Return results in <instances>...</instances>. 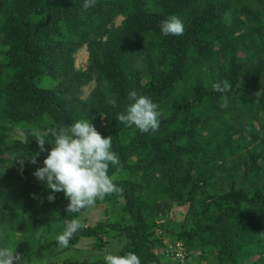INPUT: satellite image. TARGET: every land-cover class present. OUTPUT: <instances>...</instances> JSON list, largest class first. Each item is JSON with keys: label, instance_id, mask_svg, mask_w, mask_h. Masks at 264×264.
I'll list each match as a JSON object with an SVG mask.
<instances>
[{"label": "trees", "instance_id": "1", "mask_svg": "<svg viewBox=\"0 0 264 264\" xmlns=\"http://www.w3.org/2000/svg\"><path fill=\"white\" fill-rule=\"evenodd\" d=\"M83 2L0 0V247L19 264H105L62 256L82 238L102 249L115 237L125 241L121 256L171 264L170 252L155 251L157 222L186 204L167 247L180 241L192 264H264V0H97L86 11ZM171 15L183 35L161 34ZM223 81L231 89L214 91ZM131 90L158 105L157 131L117 119ZM78 119L112 137L120 164L108 175L123 191L95 201L118 207L114 218L81 222L60 248L56 236L81 211L62 208L63 192L48 201L51 190L35 179L47 151L35 164L25 158L22 171L16 158Z\"/></svg>", "mask_w": 264, "mask_h": 264}, {"label": "clouds", "instance_id": "2", "mask_svg": "<svg viewBox=\"0 0 264 264\" xmlns=\"http://www.w3.org/2000/svg\"><path fill=\"white\" fill-rule=\"evenodd\" d=\"M97 0H84L82 7L86 11L94 7ZM163 36H181L184 34L185 26L183 21L171 15L162 20L159 24ZM228 81L214 83L212 88L219 93H226L231 89ZM128 104L126 111L120 113L117 119L126 126H135L142 133L155 132L160 127L159 117L161 113L157 110L158 105L150 97L140 95L135 90L128 93ZM112 107L117 106V101L112 98L108 101ZM219 107L227 108L228 99L222 97ZM51 135L52 141L45 139ZM25 143L28 141L25 139ZM39 152L32 155L20 154L16 160L21 166L24 159L29 163H36V156L40 152L47 151L43 160V166L33 172L34 177L45 182L46 188L51 192L47 195L48 201L55 199L54 193L63 192L68 200L66 210L79 212L91 206L95 201L103 199L106 195L120 193L122 188L118 187L109 177L110 166L120 164L117 154L112 151V137L102 136L87 119H78L69 126L47 129L41 136L36 138ZM51 147L46 149L45 144ZM82 227L78 219L69 221L65 230L56 236L60 248H66L74 234ZM179 245L182 252L186 251L180 241H174L166 248V253ZM185 257V256H184ZM21 255L14 253V249L0 247V264H19ZM105 264H141L140 258L133 252L126 255L107 253L104 256ZM171 264L175 260L170 255ZM186 264L189 260L184 259ZM177 264V262H176Z\"/></svg>", "mask_w": 264, "mask_h": 264}, {"label": "rangeland", "instance_id": "3", "mask_svg": "<svg viewBox=\"0 0 264 264\" xmlns=\"http://www.w3.org/2000/svg\"><path fill=\"white\" fill-rule=\"evenodd\" d=\"M121 19L122 17H118L115 21L116 24H119ZM86 63H87V51L84 45L75 53V65L80 68H85ZM93 85L94 83L91 82L83 88V92H84L83 98L86 95H88ZM249 148H251V146L247 147V149ZM253 148L254 147H252V149ZM256 148L257 147H255V149ZM258 162H260L259 158H258ZM67 204H68V200L66 197H64V199L62 200V205H63L62 208L66 209ZM117 208L118 207H113V209H111V206L108 204V202H105L104 204L94 203L93 205L88 206L81 210L80 212L81 215L79 216L78 220L85 224H93L98 220H104V221L111 220L112 217L114 218L119 212ZM186 208H187L186 204L183 205L182 207H177L176 209L170 211L166 220L163 219L157 222L160 225L162 224L164 226V229L161 227L159 228L156 227L157 235L160 238L157 245L155 246L156 252L159 251L161 253L162 252L165 253L166 252L165 247H167L169 241L175 239V234L180 228V224L182 222V218L186 211ZM106 240L108 244L102 249H97L93 247L94 240L91 237L82 238L81 241L75 247H73L72 250H70L66 254H63L62 257H71L72 259L95 260V259L104 258L105 254L107 253L119 255V250H120L119 247L125 243L124 239L122 238L120 240V241L123 240L124 241L123 243L118 241V239L115 237L112 238L106 237ZM162 242L164 244L163 247H162ZM189 263L192 264L191 261Z\"/></svg>", "mask_w": 264, "mask_h": 264}, {"label": "built area", "instance_id": "4", "mask_svg": "<svg viewBox=\"0 0 264 264\" xmlns=\"http://www.w3.org/2000/svg\"><path fill=\"white\" fill-rule=\"evenodd\" d=\"M170 252V255L173 257V260H175L173 262V264H186L185 260H184V254L182 252V248L177 245L175 248H172Z\"/></svg>", "mask_w": 264, "mask_h": 264}]
</instances>
